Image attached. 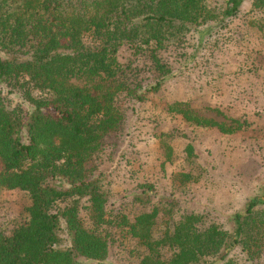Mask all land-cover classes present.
<instances>
[{
    "label": "trees",
    "instance_id": "trees-1",
    "mask_svg": "<svg viewBox=\"0 0 264 264\" xmlns=\"http://www.w3.org/2000/svg\"><path fill=\"white\" fill-rule=\"evenodd\" d=\"M244 1L0 0V189L26 199L21 218L0 225V264H112L120 237L143 249L139 264H264V193L251 196L227 226L182 210L174 196L131 218L111 207L114 192L100 170L125 119L118 94L141 101L160 90L173 73L161 51L222 24ZM251 9L264 13V0ZM123 47L132 54L125 61ZM142 57L151 60L148 78H139ZM169 110L226 133L248 124L227 127L187 102ZM187 150L192 155L193 145ZM141 187L133 195L147 205L157 193L153 184Z\"/></svg>",
    "mask_w": 264,
    "mask_h": 264
},
{
    "label": "rangeland",
    "instance_id": "rangeland-1",
    "mask_svg": "<svg viewBox=\"0 0 264 264\" xmlns=\"http://www.w3.org/2000/svg\"><path fill=\"white\" fill-rule=\"evenodd\" d=\"M252 1L245 0L222 24L194 30L182 45L161 51L173 73L160 90L141 101L118 94L116 104L125 115L122 131L100 157V170L114 192L112 208L134 218L151 210L160 197L174 196L182 210L227 226L251 196L264 193V27L258 21L264 13L251 9ZM209 2L225 5V0ZM119 54L122 61L132 57L128 47ZM135 64L139 78H148L151 60L142 57ZM11 98L14 104L22 101L16 93ZM176 102H187L199 115L227 127L236 126L237 120L248 124L232 133L193 125L169 110ZM181 172L193 178L174 179ZM145 183L153 184L157 193L147 205L133 195ZM25 200L20 191L0 189V225L20 219ZM142 252L135 239L120 237L109 259L112 264H139Z\"/></svg>",
    "mask_w": 264,
    "mask_h": 264
}]
</instances>
